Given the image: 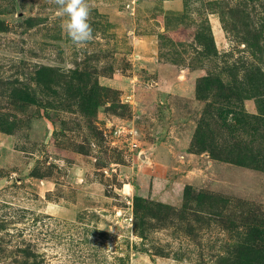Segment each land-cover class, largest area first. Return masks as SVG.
Segmentation results:
<instances>
[{
    "label": "rangeland",
    "instance_id": "1",
    "mask_svg": "<svg viewBox=\"0 0 264 264\" xmlns=\"http://www.w3.org/2000/svg\"><path fill=\"white\" fill-rule=\"evenodd\" d=\"M85 3L0 0V264H264V0Z\"/></svg>",
    "mask_w": 264,
    "mask_h": 264
},
{
    "label": "clouds",
    "instance_id": "2",
    "mask_svg": "<svg viewBox=\"0 0 264 264\" xmlns=\"http://www.w3.org/2000/svg\"><path fill=\"white\" fill-rule=\"evenodd\" d=\"M67 21L62 24L70 39L77 45L86 43L93 37L92 27L88 21L89 7L85 0H56ZM112 228L109 229L111 231Z\"/></svg>",
    "mask_w": 264,
    "mask_h": 264
},
{
    "label": "trees",
    "instance_id": "3",
    "mask_svg": "<svg viewBox=\"0 0 264 264\" xmlns=\"http://www.w3.org/2000/svg\"><path fill=\"white\" fill-rule=\"evenodd\" d=\"M253 79L255 80V77ZM256 79H258L259 81H264V77L263 78L260 77L259 75H257V73H256ZM259 85L256 86V88H257L256 89V93H257L256 95H261V93H262L261 88H262V86L264 84L261 83ZM196 138H197V141H198V134L196 135ZM204 142H205V140L204 139H201V143H204ZM202 149H204V150H208L209 149L210 150V147L204 145ZM210 151L213 154V156H215V157H222V156H219V155L215 154L213 152V150H210ZM236 162H238L240 164H243V165L248 163L247 160H246V158H244V160H236ZM209 206L210 207L213 206V204H212L211 201H209ZM244 249L246 250V252L239 257V261H240L239 264H246L247 260L249 259V261H250V259H251L250 258L251 257V254H249V258H248L247 257L248 254L247 253H254L255 252V248H250L249 246H245ZM252 259H254V258H252Z\"/></svg>",
    "mask_w": 264,
    "mask_h": 264
}]
</instances>
